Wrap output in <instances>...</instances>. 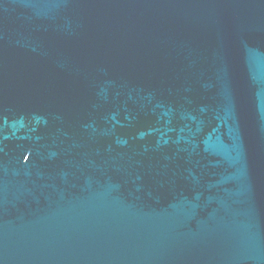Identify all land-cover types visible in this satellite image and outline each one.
Wrapping results in <instances>:
<instances>
[{
	"label": "water",
	"instance_id": "1",
	"mask_svg": "<svg viewBox=\"0 0 264 264\" xmlns=\"http://www.w3.org/2000/svg\"><path fill=\"white\" fill-rule=\"evenodd\" d=\"M0 264H264V0H0Z\"/></svg>",
	"mask_w": 264,
	"mask_h": 264
}]
</instances>
